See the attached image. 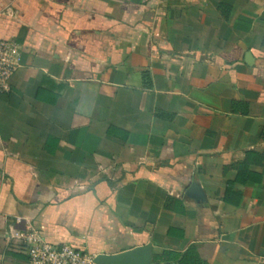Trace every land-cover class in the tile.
Returning a JSON list of instances; mask_svg holds the SVG:
<instances>
[{
    "label": "crops",
    "instance_id": "obj_1",
    "mask_svg": "<svg viewBox=\"0 0 264 264\" xmlns=\"http://www.w3.org/2000/svg\"><path fill=\"white\" fill-rule=\"evenodd\" d=\"M0 40V264H28L6 239L28 225L264 264V0H0Z\"/></svg>",
    "mask_w": 264,
    "mask_h": 264
},
{
    "label": "built area",
    "instance_id": "obj_2",
    "mask_svg": "<svg viewBox=\"0 0 264 264\" xmlns=\"http://www.w3.org/2000/svg\"><path fill=\"white\" fill-rule=\"evenodd\" d=\"M19 60L18 45L0 40V93L10 92V81ZM6 239L11 246L26 255L28 264H95V255L65 244L51 245L32 225L21 232L10 229Z\"/></svg>",
    "mask_w": 264,
    "mask_h": 264
},
{
    "label": "water",
    "instance_id": "obj_3",
    "mask_svg": "<svg viewBox=\"0 0 264 264\" xmlns=\"http://www.w3.org/2000/svg\"><path fill=\"white\" fill-rule=\"evenodd\" d=\"M186 196L198 200L202 196L199 185L193 183L186 192ZM95 264H151V245L146 244L140 247H135L121 253L107 255L98 254L94 257Z\"/></svg>",
    "mask_w": 264,
    "mask_h": 264
},
{
    "label": "trees",
    "instance_id": "obj_4",
    "mask_svg": "<svg viewBox=\"0 0 264 264\" xmlns=\"http://www.w3.org/2000/svg\"><path fill=\"white\" fill-rule=\"evenodd\" d=\"M262 134L264 136V130ZM167 255L170 256L169 258H171V261L168 260L170 262H166L164 264H202L201 260L199 259V257L196 255V253L192 249L188 250L187 252L183 254H179V255L165 253L163 256H167ZM171 255H173V257ZM161 259H163V257L153 258L154 262H160Z\"/></svg>",
    "mask_w": 264,
    "mask_h": 264
}]
</instances>
